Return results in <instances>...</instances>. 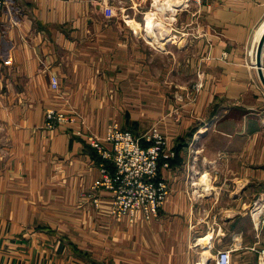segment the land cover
<instances>
[{
    "label": "crops",
    "instance_id": "0c3cea01",
    "mask_svg": "<svg viewBox=\"0 0 264 264\" xmlns=\"http://www.w3.org/2000/svg\"><path fill=\"white\" fill-rule=\"evenodd\" d=\"M114 2L0 8V264H215L222 249L231 264H259L264 86L252 54L264 0H202L197 13L187 1L174 13L186 32L152 48L127 27L135 15L106 16ZM49 107L75 121L46 128ZM112 123L135 135L157 125L175 152L154 218H115L109 192H97L98 206L88 196L101 164L89 138L104 141ZM228 179L234 201L218 204L217 228L204 232L201 207ZM247 226L258 240L245 242Z\"/></svg>",
    "mask_w": 264,
    "mask_h": 264
},
{
    "label": "built area",
    "instance_id": "2783aa9c",
    "mask_svg": "<svg viewBox=\"0 0 264 264\" xmlns=\"http://www.w3.org/2000/svg\"><path fill=\"white\" fill-rule=\"evenodd\" d=\"M7 0H0V8ZM107 17H112L110 7H105ZM52 88H57L55 77ZM195 90L199 88L195 86ZM75 120L62 110L49 107L45 112L48 129L66 128ZM91 146L101 160L100 176L91 186L89 197L95 206L99 205L96 194L100 190L110 193V215L115 218L128 217L130 222L140 213L151 219L158 215L165 204L169 187L160 177L162 167L169 168V161L175 152L168 146V139L157 125H153L141 135L112 123L104 141L90 137ZM231 249H222L216 255L215 264H231ZM259 264H264V261Z\"/></svg>",
    "mask_w": 264,
    "mask_h": 264
},
{
    "label": "rangeland",
    "instance_id": "374dc122",
    "mask_svg": "<svg viewBox=\"0 0 264 264\" xmlns=\"http://www.w3.org/2000/svg\"><path fill=\"white\" fill-rule=\"evenodd\" d=\"M187 1H188V8L195 9L197 13V9L200 3L202 2V0H115L114 2L115 9H112L111 7L110 8L112 11L114 10L113 12L115 13V17H120L122 19H123V15H135L134 20L130 22L128 21V19H126V22L128 23L127 27L132 29L140 28L141 37L142 39H144L143 41L146 42V44L148 45L147 47L152 48L153 46L157 47L158 45H164L166 43L170 45L173 41L180 38L183 32H186L183 30L185 27L184 26L185 21L184 20L182 21L180 19L182 15H180L179 19L176 20L177 16L174 13H176L177 9H181V7H186ZM174 2H176V4H174ZM104 13H105V7H104ZM163 49L164 48L162 46L160 50L163 51ZM150 53L158 54V60L162 61V63L166 62L165 54H162L160 52H154L153 50L150 52V50H148V56ZM252 55L254 59L256 56V50L253 51ZM262 68L264 71V67ZM216 143H218V141ZM231 166L232 165H230V167ZM228 167L225 168L226 171L229 170ZM230 175L231 174L228 173V176ZM202 183H204V180ZM244 183H247V181L244 180ZM246 185L249 184L247 183ZM234 187H235L234 182L228 179L224 187L226 188L227 191H223L224 194H220L218 196L214 194L213 196L209 197V199L210 198L212 199L208 200L207 203L206 202L203 203V207H201L202 214L199 215L200 216L199 218L204 222L211 220L210 222H208L209 223L208 227L207 225H205L204 226L205 229L204 228L202 229L204 232H209V231L213 232L214 230H216L217 225L214 223V218L215 217L218 218V204L226 203V202L230 204L231 202L234 201L233 198H229V194L231 191L234 190ZM217 191L218 190L213 192H217ZM206 194H203V197H201L202 193L198 192L197 194H195V197H200V199L206 198ZM256 198L257 197H252L248 195L247 197L242 199V202L249 206L250 204L254 205L252 202H254ZM263 198L264 197H262V200ZM252 199L253 201L251 202ZM90 200L92 201L91 198ZM262 202L263 201H261V203ZM212 204L214 205V208L212 211L208 212V210H211ZM263 231L264 228L263 229L259 228L258 239L260 240V244H259L260 246H264ZM243 232H244L245 242H251L252 240L256 239V232L252 228H250V226L244 227ZM262 261H264V258L261 260V262Z\"/></svg>",
    "mask_w": 264,
    "mask_h": 264
},
{
    "label": "water",
    "instance_id": "95a60500",
    "mask_svg": "<svg viewBox=\"0 0 264 264\" xmlns=\"http://www.w3.org/2000/svg\"><path fill=\"white\" fill-rule=\"evenodd\" d=\"M264 48V32L262 33L259 43L257 45L256 49V67L259 72L260 79L262 81V84L264 86V73H263V68H262V52Z\"/></svg>",
    "mask_w": 264,
    "mask_h": 264
},
{
    "label": "bare ground",
    "instance_id": "6f19581e",
    "mask_svg": "<svg viewBox=\"0 0 264 264\" xmlns=\"http://www.w3.org/2000/svg\"><path fill=\"white\" fill-rule=\"evenodd\" d=\"M263 31H264V25L262 26V28H261V30H260V32H259V34H258V37H257V43H256V48H257V44L259 43V40H260V37H261ZM254 63H255V59H254ZM255 64H256V63H255Z\"/></svg>",
    "mask_w": 264,
    "mask_h": 264
},
{
    "label": "trees",
    "instance_id": "16d2710c",
    "mask_svg": "<svg viewBox=\"0 0 264 264\" xmlns=\"http://www.w3.org/2000/svg\"><path fill=\"white\" fill-rule=\"evenodd\" d=\"M127 130V129H126ZM96 151V150H95ZM99 157V156H98Z\"/></svg>",
    "mask_w": 264,
    "mask_h": 264
}]
</instances>
